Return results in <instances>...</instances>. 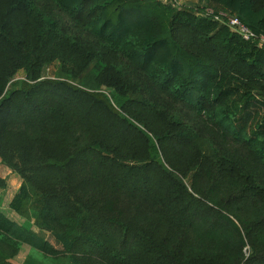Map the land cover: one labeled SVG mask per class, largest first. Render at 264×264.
Returning a JSON list of instances; mask_svg holds the SVG:
<instances>
[{
    "label": "trees",
    "instance_id": "16d2710c",
    "mask_svg": "<svg viewBox=\"0 0 264 264\" xmlns=\"http://www.w3.org/2000/svg\"><path fill=\"white\" fill-rule=\"evenodd\" d=\"M196 1L0 0V264H264V46L195 11L264 0Z\"/></svg>",
    "mask_w": 264,
    "mask_h": 264
},
{
    "label": "rangeland",
    "instance_id": "374dc122",
    "mask_svg": "<svg viewBox=\"0 0 264 264\" xmlns=\"http://www.w3.org/2000/svg\"><path fill=\"white\" fill-rule=\"evenodd\" d=\"M165 1H173V0H165ZM175 1L183 3L186 6L192 3L191 1L188 0H175ZM56 70H57V64L52 63L45 69L44 75L49 79L55 78L54 73ZM22 75L23 72L19 71V73L17 74V78L22 79L23 78ZM0 178L4 181V186L0 188V208L9 218L17 221L18 223H21L23 219L8 208V202L11 199L12 195L17 191L18 187L20 186L21 178L15 172L10 171L1 161H0ZM29 252L30 249L23 246L19 250V253L14 257L13 259L14 263L23 264L25 257ZM48 264L51 263L49 262Z\"/></svg>",
    "mask_w": 264,
    "mask_h": 264
},
{
    "label": "built area",
    "instance_id": "2783aa9c",
    "mask_svg": "<svg viewBox=\"0 0 264 264\" xmlns=\"http://www.w3.org/2000/svg\"><path fill=\"white\" fill-rule=\"evenodd\" d=\"M164 3L170 4L172 7L181 9V8H190L191 6H186L183 3L178 1H165ZM195 11L201 13L206 17H210L211 19L217 21L218 23L227 25L231 30L240 35L244 40H252L256 41L259 46H264V36L256 35L252 30L246 27L243 23L239 21V19L233 15H231L227 10L224 9H216L212 5L204 6V4H200L198 8H195Z\"/></svg>",
    "mask_w": 264,
    "mask_h": 264
},
{
    "label": "crops",
    "instance_id": "0c3cea01",
    "mask_svg": "<svg viewBox=\"0 0 264 264\" xmlns=\"http://www.w3.org/2000/svg\"><path fill=\"white\" fill-rule=\"evenodd\" d=\"M188 1H191V2L194 3V4L197 3L196 0H188ZM192 3H191L189 6L193 5Z\"/></svg>",
    "mask_w": 264,
    "mask_h": 264
}]
</instances>
